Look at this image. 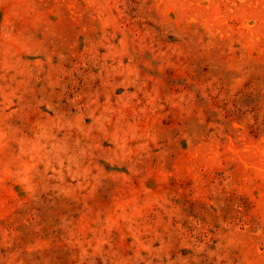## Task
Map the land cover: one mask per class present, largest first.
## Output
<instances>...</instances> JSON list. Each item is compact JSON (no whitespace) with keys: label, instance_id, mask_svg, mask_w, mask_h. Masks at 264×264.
<instances>
[{"label":"rangeland","instance_id":"obj_1","mask_svg":"<svg viewBox=\"0 0 264 264\" xmlns=\"http://www.w3.org/2000/svg\"><path fill=\"white\" fill-rule=\"evenodd\" d=\"M0 264H264V0H0Z\"/></svg>","mask_w":264,"mask_h":264}]
</instances>
